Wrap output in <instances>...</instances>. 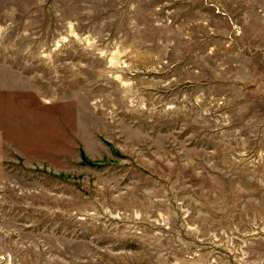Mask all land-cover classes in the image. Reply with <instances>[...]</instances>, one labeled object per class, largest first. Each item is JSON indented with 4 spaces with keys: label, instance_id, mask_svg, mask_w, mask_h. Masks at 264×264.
I'll use <instances>...</instances> for the list:
<instances>
[{
    "label": "rangeland",
    "instance_id": "1",
    "mask_svg": "<svg viewBox=\"0 0 264 264\" xmlns=\"http://www.w3.org/2000/svg\"><path fill=\"white\" fill-rule=\"evenodd\" d=\"M0 264H264V0H0Z\"/></svg>",
    "mask_w": 264,
    "mask_h": 264
}]
</instances>
